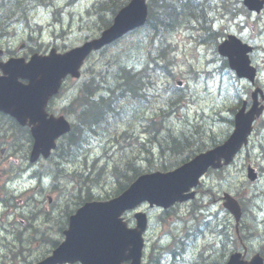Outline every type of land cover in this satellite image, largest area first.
Masks as SVG:
<instances>
[{
  "label": "rangeland",
  "instance_id": "374dc122",
  "mask_svg": "<svg viewBox=\"0 0 264 264\" xmlns=\"http://www.w3.org/2000/svg\"><path fill=\"white\" fill-rule=\"evenodd\" d=\"M15 1L13 0L12 7ZM105 1L107 0H52L45 4L26 3L25 12L15 11V15L10 13L6 37H0L4 59L33 53L45 54L51 48L61 53L97 37L101 21L98 9L94 7ZM202 1L211 5V13H203L200 8L194 11L208 20L212 13L222 12L219 7L226 0ZM228 1L239 11L238 18L236 24L229 27L223 26L226 18L216 23L215 28L220 35L218 41L222 34L225 36V33L233 32L255 46L253 60L259 69L255 83L264 92V13L259 18L248 15L242 8L241 0ZM1 11L2 9L0 15ZM23 13L24 16L21 15ZM112 17L105 13L103 18L108 21ZM190 25L200 27L196 22ZM199 35L200 32L185 29L172 34L170 45L173 53L166 61L172 62L174 76L159 73V68L152 65L148 68L145 66L144 48L147 41L141 42L140 34L108 48L105 56L93 55L84 67L85 70L89 69V73L77 81L66 82L62 94L50 106L52 113L62 114L61 110L76 95L78 87L92 76L100 89H113L112 74L116 68L111 64L114 60L144 73V78L141 79L142 91L146 90L154 95L155 92L169 89L178 94L181 100L166 98L159 102L160 97L157 99L154 96L146 99L147 104L141 100L137 102L120 98L118 104L122 108L116 111L120 113L121 120L108 128H98L91 134H84L82 143L75 147H70L66 141L65 148L69 149L65 150L66 155L62 150L54 153L51 159L30 165L28 155L31 142L28 136L15 129L9 118L0 115V151L5 149L3 159L8 157L10 160L4 161L0 154V173L3 172V178L10 179L12 184L9 191L0 190L1 197L5 199V206L0 208V229L6 230V233L0 231V264H33L50 255L51 241L58 243L63 240L60 227L65 224L67 216L81 206L88 195L95 200L109 199V195L117 188L114 168L123 167L128 159L134 160L147 172L155 171L162 161L172 168L178 166L181 159L171 153L162 155L159 151L155 154L156 139L153 132L157 128L160 133L170 134L161 141L166 150L169 140L176 138L179 133L181 137H190L189 131L200 133L204 141L203 148L224 140L231 133L233 109H237L242 101H250L252 88L249 82L236 78L234 73L224 67V62L217 56L215 45L210 43L199 46ZM21 45H24L22 49ZM160 47L163 48L162 44ZM170 50L168 46L164 49L166 53ZM212 60L215 65L208 63ZM213 66L217 67V71L212 70ZM176 81H181L182 85L177 87ZM115 96L118 97L119 94L115 92ZM171 101H179L178 106L170 108ZM64 114L70 122L74 121V114L66 110ZM141 125H150V129L154 131L150 135L145 134ZM155 133L159 138L158 132ZM152 152L154 154L151 156ZM146 154L151 156L150 161L146 159ZM247 163H251L259 173L256 182H250L246 178ZM38 174L44 178L39 179ZM29 177L31 180L28 181ZM25 187L29 190L24 192L25 196H19ZM200 187L202 191L196 192L195 200L175 205L167 211L149 208L146 204L137 208L136 211L145 213L149 220L145 234L147 262L151 257L159 255L160 264H172L174 260L179 264H221L225 255L226 260L233 251H242L232 233L234 221L222 207L224 193L241 202L246 211L245 215L242 214L238 233L247 237V240L252 239V242L246 240L249 254L264 250V238L261 239L264 232V114L255 123L248 147L223 171L205 175ZM25 197L30 201L28 206L25 209L18 208V199ZM196 206H201V210L196 209ZM1 213L8 223L4 224ZM252 213L253 217L256 215L254 220ZM123 218L130 227L134 226L133 211L125 213ZM204 221L210 224H205ZM218 225H225L227 229L230 227L228 245L224 249L217 246L205 250L204 246L211 238L209 230ZM21 247L29 252L27 260H10ZM10 248L13 250L10 251ZM173 248L181 256H170L167 253ZM260 254L264 256V253ZM146 261L144 258V263Z\"/></svg>",
  "mask_w": 264,
  "mask_h": 264
},
{
  "label": "water",
  "instance_id": "95a60500",
  "mask_svg": "<svg viewBox=\"0 0 264 264\" xmlns=\"http://www.w3.org/2000/svg\"><path fill=\"white\" fill-rule=\"evenodd\" d=\"M244 4L250 10L259 7L256 0H245ZM146 17L145 0H131L119 10L112 25L96 39L63 54L51 50L46 56L33 55L28 63L24 59L0 63L3 73L0 77V112L10 115L22 126H32L34 143L31 163L40 155L47 158L55 148V140L70 129L63 117H48L44 111L47 100L58 92L62 80L67 76L78 78L83 61L92 51L143 26ZM229 39L218 47V52L228 58L230 67L239 76L252 80L253 71L248 67V60L240 56L245 53L243 46L234 38ZM18 79H27L28 84L22 85ZM255 97L256 92L252 94L253 104L247 112L244 104L235 114L234 131L222 145L196 156L174 171L141 175L124 192L109 201L87 203L77 209L63 232L64 241L41 264H141L146 215L135 213V227L129 228L122 214L144 202L150 207L168 209L177 202L193 199L194 192L189 191L198 185L206 171L228 165L242 145L247 143L252 122L263 109L258 108ZM248 178L251 181L255 179L251 169L248 170ZM223 206L238 221L239 207L228 195H225ZM239 256H232L227 264H262L256 258L250 263L241 262Z\"/></svg>",
  "mask_w": 264,
  "mask_h": 264
},
{
  "label": "trees",
  "instance_id": "16d2710c",
  "mask_svg": "<svg viewBox=\"0 0 264 264\" xmlns=\"http://www.w3.org/2000/svg\"><path fill=\"white\" fill-rule=\"evenodd\" d=\"M9 1L0 0V9H2L0 15V32L2 35L6 33V30L1 24V17L4 16L7 17L6 19H10V13L15 15V11L24 12L27 9L26 3L40 2V0H16L12 7L11 4L13 0ZM126 1L127 0H107L103 3L97 4L95 9H98V18L101 21V27H103V29L111 24V20L106 21L103 18L105 13L114 16L118 9L121 8L126 3ZM150 7V14L146 28L144 29V35L147 41L144 48V56L146 57L145 66L148 68L149 65L153 64L155 67L158 66L160 71L167 72L168 62H165L163 48L160 47L163 43V39L167 36L166 34L169 31L175 28L174 25L180 26L182 23L187 22L189 17H197V14L192 12L195 9H198L199 6L189 2V0H151ZM21 15L24 16L25 13ZM200 16L202 17V15ZM107 18L109 19V16ZM162 20L165 21L163 22ZM166 22H168V24H166ZM108 48L109 47L104 48L98 54L105 56L108 53ZM151 54L154 55L152 56ZM151 57L153 58L151 59ZM158 58L160 60H157ZM111 65L116 68V71L112 74V83L114 85L113 89L109 90V87H107V89H100L95 85L92 76L86 81L82 82V84L78 87V93L72 100L70 106L65 107L64 110L74 114L75 123L72 126L71 132L65 136V141H61L62 144L58 149V153L63 150V154L66 155L67 151L65 150H69L65 148L66 141L70 147H75L82 143V136L84 134H91L92 132H95V129L98 130V128H108L113 123H115L121 117L120 113L116 111L117 109L121 110L122 108V106L120 107L118 104L120 98H124V100L125 98L137 100V102L141 100L142 103H148L146 99L149 98V96L146 93V90H140L139 82L140 78L142 77L139 76V73L135 69H132V67L121 64L120 62H116V60H114ZM91 79L92 82L90 81ZM106 84H108L107 81ZM115 92L116 94H119L118 97L115 96ZM160 96L162 98L165 96L164 99L173 98L174 100H179V95H177L175 92H172V90H166ZM146 128L148 132L154 131V129H150V125H148ZM155 131L158 132L160 139L158 138V135L155 133ZM155 131L153 132L154 138L156 139L155 154H157L159 151L162 155H165L166 152H169L172 156L177 157L178 159H181V161L185 162L203 149L204 141L198 132L189 131L190 137L186 135L181 137L179 133L176 138L173 137L169 140L166 150L162 146L161 141L166 135L170 134L168 132L160 133L158 128ZM190 142L192 144H189ZM152 154H154V152L151 153V156ZM151 156L146 154L145 157L148 161H150ZM170 168L172 167H169L167 162L165 163L164 161H162L158 167V169L162 170H167ZM141 173H143V169H141V166L132 159H128L123 167H118V169L114 168V176L116 179L117 188L109 195V197H113L121 193ZM90 198L91 197L88 195L87 199L85 200H90ZM151 264H157L156 258H151Z\"/></svg>",
  "mask_w": 264,
  "mask_h": 264
},
{
  "label": "bare ground",
  "instance_id": "6f19581e",
  "mask_svg": "<svg viewBox=\"0 0 264 264\" xmlns=\"http://www.w3.org/2000/svg\"><path fill=\"white\" fill-rule=\"evenodd\" d=\"M5 1H7V0H5ZM9 1V0H8ZM52 0H40V2H37V3H39V4H45L46 2H51ZM10 2V1H9ZM5 3V2H4ZM11 3V2H10ZM98 4V3H97ZM94 6H96V5H94ZM93 6V7H94ZM95 8V7H94ZM25 10V9H24ZM21 12H23V11H21ZM25 12V11H24ZM7 17H1V24L3 25V26H5V25H7L8 23H9V20L10 19H6ZM0 28H1V26H0ZM100 29H103V27H101ZM1 33V32H0ZM1 37V36H0ZM121 42V41H120ZM119 42V43H120ZM117 44H118V42H117ZM107 47H109V45L107 46ZM112 47V46H111ZM0 62H2V61H4L5 59H4V51L3 50H1L0 49ZM32 55H38L37 53H33ZM153 57H151V59H152ZM7 59V58H6ZM152 66L153 67H155L153 64H152ZM151 66V67H152ZM157 68H158V66H157ZM132 69H135L136 70V68L134 67H132ZM137 72H138V70H136ZM139 73V76H141L142 78H144V73L143 72H138ZM142 78H140V82H139V85H140V90H141V79ZM109 86V85H108ZM101 87V86H100ZM104 88V87H103ZM112 88V87H111ZM94 89V88H93ZM122 89H124V88H122ZM138 92V91H137ZM108 95V94H107ZM106 95V96H107ZM102 97V96H101ZM105 98V97H104ZM107 99V98H106ZM126 99V98H125ZM178 104H179V101H174V102H170L169 103V107L170 108H174L175 106H178ZM86 109V108H85ZM101 126V125H100ZM96 128V127H95ZM106 128V127H105ZM93 130H94V128H93ZM97 131V130H96ZM183 143V142H182ZM183 163V161H181V163L178 165V166H176L177 168L181 165ZM175 167V168H176ZM243 207V206H242ZM245 209H244V215H245ZM255 217H256V215H254ZM255 217H253V213H252V219L254 220V218ZM0 231H2V232H5L6 233V230L4 229V228H1L0 229ZM249 237H250V234L248 235ZM264 238V232H263V235H262V237H261V239H263ZM246 240H247V237H246ZM223 241V244H222V249H224L227 245H228V241L227 240H222ZM247 241H249V242H252V239H248ZM169 253L171 254V255H174L175 254V251L172 249V250H170L169 251ZM254 257L256 258V259H258V260H260V262L261 263H263L264 264V256H262L260 253H256V254H254Z\"/></svg>",
  "mask_w": 264,
  "mask_h": 264
},
{
  "label": "flooded vegetation",
  "instance_id": "af4514ba",
  "mask_svg": "<svg viewBox=\"0 0 264 264\" xmlns=\"http://www.w3.org/2000/svg\"><path fill=\"white\" fill-rule=\"evenodd\" d=\"M220 243H221V248H222L223 241L221 240ZM12 250H13V248H10V251H12ZM28 253L29 252H27L26 250H22L19 253L17 251L16 254L12 255V258H10V260L21 259L23 262H25L26 259L28 258ZM15 264H18V263H15Z\"/></svg>",
  "mask_w": 264,
  "mask_h": 264
}]
</instances>
